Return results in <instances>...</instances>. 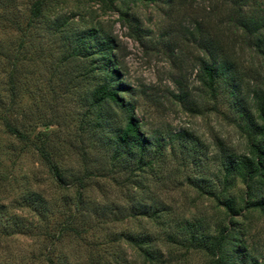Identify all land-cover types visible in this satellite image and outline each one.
Listing matches in <instances>:
<instances>
[{"label":"rangeland","instance_id":"obj_1","mask_svg":"<svg viewBox=\"0 0 264 264\" xmlns=\"http://www.w3.org/2000/svg\"><path fill=\"white\" fill-rule=\"evenodd\" d=\"M35 1L0 0V206H7L29 230L0 231V264H214L205 250L182 243L184 227L186 222L202 224L213 232L225 213L211 194L189 181L205 177L218 192L224 154H243L248 146L228 97L214 100L201 86V51L188 29L202 22L206 36L218 39L236 60L244 83H259L260 59L230 24L229 0H53L31 22ZM258 1L264 8V0ZM136 24L142 29L140 39L131 29ZM91 28L113 36L115 56L131 86L123 95L135 105L146 135L162 144L152 170L135 171L133 159L113 164L112 133L95 127V114L88 112L98 74L88 71L90 58L66 54ZM183 91L197 112L178 99ZM110 111L118 124L121 111ZM4 112L33 143L7 133ZM182 131L194 133L198 145L182 150L171 143L169 138ZM43 141L66 175L65 186L38 151ZM77 176H87L82 189ZM31 189L49 202L43 219L23 204ZM243 189L238 182L232 195L240 196ZM140 206L166 211L155 220L141 214ZM70 214H75L77 231L54 240ZM245 214V239L262 264L264 215ZM129 234L149 236L158 258L148 259L127 240ZM173 236L181 242H172Z\"/></svg>","mask_w":264,"mask_h":264},{"label":"trees","instance_id":"obj_2","mask_svg":"<svg viewBox=\"0 0 264 264\" xmlns=\"http://www.w3.org/2000/svg\"><path fill=\"white\" fill-rule=\"evenodd\" d=\"M48 1L53 0H36L33 3L31 22L44 15ZM135 1L155 2L157 0ZM229 3L230 24L241 31L245 44L260 59L262 71L259 83L254 86L244 83V77L236 60L229 55L218 39L206 36L202 22H197L193 28H189L188 34L201 51L197 74L201 86L214 100L220 96L228 97L235 114L233 120L245 136L248 150L243 154L235 152L224 154L219 170L221 189L218 192L212 188L213 186L205 177L190 179L189 183L194 188L202 193L211 194L217 200L225 213V219L213 232H210L207 227L203 228L202 224L198 227L186 222L182 243L187 242L189 246L195 245L205 250L213 258L214 264H248L250 262L261 264L251 255L245 239L247 228L244 223L247 220L246 212L257 211L264 215V8H260L258 0H229ZM125 15L128 13L126 12ZM131 29L133 36L140 39L142 29L139 25H131ZM115 49L116 43L113 36H101L96 28H91L80 39L78 38V44L71 47L66 56L72 59L83 57L92 60V66L88 71L97 72L98 75L97 83L90 93L88 112L95 114L93 120L95 127L112 133V163L133 159L136 160L134 170L145 172L146 168L152 170L155 167L162 144L159 139L152 140L146 135L140 119L135 114V105L123 95L131 91V86L123 77L115 56ZM15 88L14 79H11L10 91L14 102L16 101L14 100ZM189 95L187 91H183L177 97L183 103L189 104V109L197 112V107L188 101ZM110 108H117L122 113L121 121L116 125L112 121ZM5 112L1 119L7 133L26 144L33 143V140L14 124V120L7 117ZM169 139L171 143H177L182 150L198 145L197 138L190 131L176 133ZM37 148L54 179L65 186L68 183L65 179L66 175L54 160L46 143L41 142ZM174 150L175 145L172 152ZM86 177H76V183L80 189L85 187ZM238 182L243 183L244 189L240 196L236 197L232 195V190ZM22 201L24 206L39 214L42 219L45 211L50 209L47 198L41 192L32 189L24 194ZM7 208L5 205L0 206V231L6 235L29 232L28 227L17 217L11 216L12 213L10 214ZM140 209H142L141 214L152 216L155 220L166 211L165 208H153V206L147 208L140 206ZM135 213L132 212V215ZM74 215L70 214L59 224L54 240L62 239L69 231H77L73 225ZM46 234L48 235V232ZM127 240L135 243L148 259L158 258V250L153 247L149 236L138 237L129 234ZM170 240L181 242L176 236ZM50 264L60 263L51 260Z\"/></svg>","mask_w":264,"mask_h":264}]
</instances>
